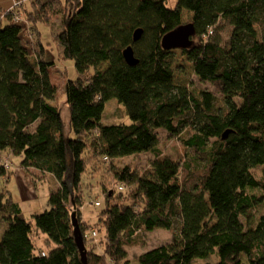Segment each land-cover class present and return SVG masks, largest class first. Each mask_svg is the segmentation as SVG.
<instances>
[{
	"label": "trees",
	"instance_id": "16d2710c",
	"mask_svg": "<svg viewBox=\"0 0 264 264\" xmlns=\"http://www.w3.org/2000/svg\"><path fill=\"white\" fill-rule=\"evenodd\" d=\"M24 3L0 11V152L21 156L17 164L59 184L50 209L32 220L0 189V264H83L73 214L88 264H123L139 229L174 230L178 220L172 241L141 253L140 264H264V0H76L56 40L78 71L66 81L63 106L51 80L55 60L38 29L49 23L50 5ZM14 10L26 12L35 30L15 22ZM184 10L193 14L195 34L182 52L200 80L219 89L222 105L210 91L174 82V55L162 38L183 24ZM220 20L233 25L226 41ZM26 31L38 37L35 57ZM129 45L137 65L125 60ZM111 98L129 121L103 122ZM160 129L178 136L181 155L161 154ZM147 152L157 156L144 171L112 167L97 219H85L87 180L101 156ZM6 170L1 165L0 176ZM214 254L215 261L197 262Z\"/></svg>",
	"mask_w": 264,
	"mask_h": 264
},
{
	"label": "rangeland",
	"instance_id": "374dc122",
	"mask_svg": "<svg viewBox=\"0 0 264 264\" xmlns=\"http://www.w3.org/2000/svg\"><path fill=\"white\" fill-rule=\"evenodd\" d=\"M18 2L26 0H17ZM49 3L50 10H45V13L51 16L49 23L40 22L38 24V29L41 32V39L43 40L47 55H52L55 60V64L50 68L51 80L57 86V94L55 102L64 105V86L67 79H76L78 77V71L75 66V62L72 59H63L62 54L59 52L60 47L57 46V35L63 29V19L70 15L73 5H75L76 0H47ZM15 0H0V11L2 9H10L14 6ZM31 0H28L30 6ZM22 3H20L21 5ZM25 4V3H24ZM23 4V6H24ZM19 5V6H20ZM16 6V7H19ZM22 7V6H21ZM24 9V7H22ZM21 10V8H20ZM20 17L16 18L12 16L15 22H21L27 28V31L35 30L33 29L32 23H29L27 19L24 18L26 12L19 11ZM63 18V19H62ZM193 14L188 10L183 11L182 22L183 24H188L192 22ZM218 26L221 28V36L223 41H226L232 30L233 25L227 21L220 20ZM259 28V27H258ZM259 38L264 35L263 28H259ZM24 33V41L26 42L31 54L35 57L37 46L35 42L37 40V35L28 32ZM36 38V40H34ZM174 55V60L172 63V69L174 73V82L177 86H185L190 88L192 92L198 93L203 90L210 91L216 96L217 104L222 105V95L219 89L209 82L200 80V78L195 74L193 70V65L191 60L186 54L182 52L181 48H173L170 50ZM33 52V53H32ZM107 63L101 64L100 68L107 69ZM67 107L63 108V118L67 120ZM121 121H129L126 115L125 108L122 103H120L116 98H111L106 102L105 112L103 115V122L110 124ZM159 140L157 142V148L162 152L164 156L176 157L181 155L182 146L179 142L178 136L170 135L165 129H160L158 131ZM154 152L141 153L137 155H129L119 158L110 159L106 161L102 156L98 163L100 170L96 173L93 179H88V185L86 191V196L83 205V215L85 219L90 221H95L97 219L98 211L104 205V189L103 187H112V167L120 168L124 165L130 164L139 171H144L147 167L152 166L154 159L156 158ZM4 157H10L11 168L7 171L5 167ZM21 159V156H11L8 153L0 152V166L7 171L5 175L0 176V189H9L13 198L20 204L26 218L28 220L33 219V215L36 213L44 212L50 209L49 195L51 190L58 186L57 179L48 174L43 176V173L38 169L33 168L30 170H24L23 174L19 175L17 163ZM19 168V169H18ZM12 172V173H11ZM16 172V174H15ZM12 174V178L8 179V175ZM255 174L257 177L261 176L260 168L255 169ZM7 178V179H6ZM94 200H100L101 205L99 207L94 206L92 203ZM180 227V221H176L174 230H168L164 228H157L153 231H146L139 229L137 231L138 235L136 238V243L129 246L127 252L126 261L123 264H140L138 262V256L159 245L168 244L173 239V234L178 231ZM3 229V228H2ZM3 231V230H2ZM216 256H211L207 260L198 259L197 262L215 261Z\"/></svg>",
	"mask_w": 264,
	"mask_h": 264
},
{
	"label": "water",
	"instance_id": "95a60500",
	"mask_svg": "<svg viewBox=\"0 0 264 264\" xmlns=\"http://www.w3.org/2000/svg\"><path fill=\"white\" fill-rule=\"evenodd\" d=\"M143 33L142 28H138L134 32V41H137L141 38ZM195 34V30L192 23L188 24H182L175 30L166 33L162 38V46L165 49H173V48H187L192 43V36ZM123 55L125 57V60L130 65H137L139 62V59L136 58L134 49L132 45L127 46L123 50ZM230 130H226L223 133V137L226 138L229 134ZM74 218V235H75V241L78 247V250L80 252L82 262L83 264H88L87 260V249L84 241V236L82 233V230L80 228L78 219L76 218V215L73 214Z\"/></svg>",
	"mask_w": 264,
	"mask_h": 264
},
{
	"label": "built area",
	"instance_id": "2783aa9c",
	"mask_svg": "<svg viewBox=\"0 0 264 264\" xmlns=\"http://www.w3.org/2000/svg\"><path fill=\"white\" fill-rule=\"evenodd\" d=\"M20 3H22V1L18 2L17 0H15V3H14L13 7L19 6ZM13 16H15L16 18H19L20 17V12L14 10ZM104 159L105 160H109V157L106 156V157H104ZM4 160H5V163H4L5 167L6 168H10L11 167V162H10L9 158L8 157H4ZM119 189H123V186H119ZM92 204L95 205L96 207H99L101 205V201L100 200H95ZM90 233H91L92 236H96V231L95 230L91 229Z\"/></svg>",
	"mask_w": 264,
	"mask_h": 264
},
{
	"label": "crops",
	"instance_id": "0c3cea01",
	"mask_svg": "<svg viewBox=\"0 0 264 264\" xmlns=\"http://www.w3.org/2000/svg\"><path fill=\"white\" fill-rule=\"evenodd\" d=\"M31 1H34V0H31ZM39 1H41V2H46L47 0H39ZM24 5H25V6L28 5V0L25 1V4H24ZM17 167H20V169L18 168V169H19V170H18V174H19V175H22V174L24 173V172H23V169L28 171V169H26V168L23 167V166H20L19 164H17ZM31 169H33V167H32ZM11 173H12V172H11ZM15 174H16V172H15ZM11 178H12V174H10L9 177H8V179H7V178H6V179L9 180V179H11ZM8 190H9V189H8ZM10 192H11V191H10ZM15 201H16V200H15ZM17 202H18V201H17Z\"/></svg>",
	"mask_w": 264,
	"mask_h": 264
},
{
	"label": "clouds",
	"instance_id": "9594fccd",
	"mask_svg": "<svg viewBox=\"0 0 264 264\" xmlns=\"http://www.w3.org/2000/svg\"><path fill=\"white\" fill-rule=\"evenodd\" d=\"M23 2V1H22Z\"/></svg>",
	"mask_w": 264,
	"mask_h": 264
}]
</instances>
